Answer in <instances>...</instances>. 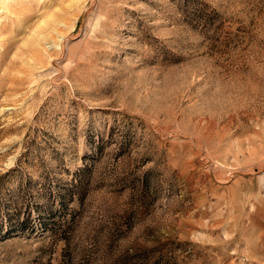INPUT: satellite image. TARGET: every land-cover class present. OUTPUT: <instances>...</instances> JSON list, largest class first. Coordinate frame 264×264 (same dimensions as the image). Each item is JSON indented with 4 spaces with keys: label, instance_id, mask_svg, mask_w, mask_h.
<instances>
[{
    "label": "rangeland",
    "instance_id": "374dc122",
    "mask_svg": "<svg viewBox=\"0 0 264 264\" xmlns=\"http://www.w3.org/2000/svg\"><path fill=\"white\" fill-rule=\"evenodd\" d=\"M0 264H264V0L0 1Z\"/></svg>",
    "mask_w": 264,
    "mask_h": 264
},
{
    "label": "bare ground",
    "instance_id": "6f19581e",
    "mask_svg": "<svg viewBox=\"0 0 264 264\" xmlns=\"http://www.w3.org/2000/svg\"><path fill=\"white\" fill-rule=\"evenodd\" d=\"M0 1L4 6V9L8 11L11 0H0Z\"/></svg>",
    "mask_w": 264,
    "mask_h": 264
},
{
    "label": "trees",
    "instance_id": "16d2710c",
    "mask_svg": "<svg viewBox=\"0 0 264 264\" xmlns=\"http://www.w3.org/2000/svg\"><path fill=\"white\" fill-rule=\"evenodd\" d=\"M19 223H23V221L22 222H19Z\"/></svg>",
    "mask_w": 264,
    "mask_h": 264
}]
</instances>
